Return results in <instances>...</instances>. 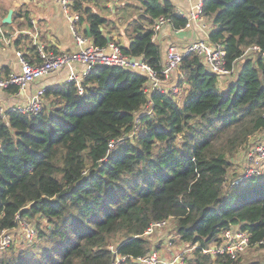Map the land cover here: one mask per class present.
<instances>
[{
	"label": "trees",
	"instance_id": "1",
	"mask_svg": "<svg viewBox=\"0 0 264 264\" xmlns=\"http://www.w3.org/2000/svg\"><path fill=\"white\" fill-rule=\"evenodd\" d=\"M91 2L74 0L71 10L95 45L106 47L109 21ZM143 3L132 40L121 48L161 71L155 20L165 17L179 30L188 19L170 0ZM202 16L212 21L209 41L224 48L231 79L221 82L190 52L181 66L186 94L177 101L145 92L146 75L98 66L83 94L71 82L47 87L38 114L8 110L0 119V238L25 218L37 219L35 239L0 247V264H111L117 254L121 264H138L155 250L145 232L167 219L194 248L183 264H264L204 252L229 230L247 231L249 249L264 250V175L228 185L232 158L264 132V57L245 55L264 49V0H204ZM13 22L30 29V12L21 8ZM28 52L31 64L40 62L32 43Z\"/></svg>",
	"mask_w": 264,
	"mask_h": 264
},
{
	"label": "built area",
	"instance_id": "2",
	"mask_svg": "<svg viewBox=\"0 0 264 264\" xmlns=\"http://www.w3.org/2000/svg\"><path fill=\"white\" fill-rule=\"evenodd\" d=\"M55 1L59 3L67 15L70 16L71 32L78 48L77 51L73 53L55 54L47 52L43 46H40L38 49L40 62L36 65L31 64L26 59L23 52H17L20 70L19 72H11L7 76L0 75V91H8L10 88L15 87L17 91L14 95L19 96L22 92H25L32 83L57 71L63 70L65 67H69L70 73L68 74L67 83H75L78 93L83 94L85 91L83 81L95 67L113 66L126 68L133 72L146 75L149 79V83L145 88V92L147 93L159 91L160 93L177 95L182 93V89L185 90V88L180 85L182 77L181 66L184 56L190 52L198 53L203 58L208 68L221 80H228L234 72V70L228 69L226 66V52L224 48L213 44L209 41V39L199 40L192 43L186 47V49H181L173 43L169 44L166 52V60L161 71L153 69L143 58H133L125 54L121 46L115 43H108L106 47L89 45L87 38L78 31V22L80 18L77 13H74L71 10L74 0ZM203 3L204 0L197 1L191 15L188 17L186 27H189L191 22H195L197 19L203 17ZM168 24H170L169 19L159 17L155 20L153 25L154 33H159ZM250 53L261 54L264 57V49L259 46L250 47L246 50L245 55ZM73 63H82L86 66V68L84 71L79 72L73 67ZM175 77L177 81L173 80ZM44 92V88L37 90L35 94L28 99L26 105H16L9 109L0 103V119L5 118L8 110L25 115L38 114L43 108ZM152 106L153 103L150 102L147 106L148 109L146 107V111L152 110ZM110 147L113 148L114 144L111 143ZM247 152V160L250 167L242 175L243 180L241 178V182L243 183L247 180L249 181L250 179H253L254 177L264 175V143L258 144L256 148L249 149ZM239 181L240 180H238L237 183L234 181V185H240L238 184ZM170 225L176 227L173 219L154 222L145 232V236L151 237L155 231L162 230ZM34 232L36 231H32L33 234ZM221 238H223L221 245L218 244L216 246H212L205 249L204 252L211 254L213 257L216 255H227L231 259L237 260L249 249L250 236L247 231L229 230L224 232ZM111 248L116 253L117 248L114 246H111ZM183 258L184 256L180 257L177 255V257L172 258V261H163L159 256L158 250H154L148 256L137 259L136 262L138 264H183ZM123 261H125V257L117 254L111 264H121Z\"/></svg>",
	"mask_w": 264,
	"mask_h": 264
},
{
	"label": "crops",
	"instance_id": "3",
	"mask_svg": "<svg viewBox=\"0 0 264 264\" xmlns=\"http://www.w3.org/2000/svg\"><path fill=\"white\" fill-rule=\"evenodd\" d=\"M131 1L133 0H92L90 4H87L93 8L94 12L109 21V24L103 29L108 43H115L124 47L130 44L132 40L131 23L142 12L144 4V0H136L137 5L136 3L132 4ZM170 1L175 7V11L183 18L188 19L198 0ZM128 5H133L131 7L133 12L130 8H127ZM21 8L30 12L32 23L30 29L26 27L17 29V23L13 22L16 12ZM119 9H127L128 11L120 21L114 16ZM11 10L13 11L12 22L4 23L5 18ZM106 11H111V14H108ZM18 21H23V18ZM211 22L210 19L201 17L195 22H191L189 27L179 30L175 29L173 24L170 23L159 33L155 34L154 42L159 44L163 50V64L166 60L169 44L173 43L181 49H186L192 43L209 39L212 31ZM88 28L87 24H78V31L87 38L88 44L95 45L91 36H88L90 33V28L89 32ZM85 31L87 35H85ZM21 35H29L31 40L24 41L20 39ZM29 43L36 46V49L43 46L47 52L55 54L73 53L78 49L71 32L70 16L67 15L63 7L55 0H15L14 6L11 4L9 8L2 7V0H0V75L7 76L11 72H19L20 65L17 52L29 55ZM73 67L79 72L84 71L86 68L82 63H73ZM69 73L70 68L65 67L63 70L32 83L19 96L10 94L9 90L0 91V103L9 109L16 105H26L28 99L37 90L67 83Z\"/></svg>",
	"mask_w": 264,
	"mask_h": 264
},
{
	"label": "rangeland",
	"instance_id": "4",
	"mask_svg": "<svg viewBox=\"0 0 264 264\" xmlns=\"http://www.w3.org/2000/svg\"><path fill=\"white\" fill-rule=\"evenodd\" d=\"M14 2L15 0H2V7L9 8L11 4L14 6ZM131 2L132 4L136 3L137 5L136 0H133ZM131 7H133V5L127 6V8H130L133 12V9ZM106 12H108V14H111V11ZM126 13H128L127 9H119L117 14H114V16L117 20L120 21L123 19ZM173 80L177 81L176 77ZM223 81L226 80H221V82ZM185 94L186 90L182 89V93L174 95L176 96V100L180 101L184 99ZM260 143H264V132L252 139L249 149L256 148ZM249 149H247V151ZM247 151L246 148H244L234 158H232L231 167L228 173V185L234 184V181H236L237 183L238 180H240L238 183L240 185H243L248 182V180L245 183L241 182L243 180L242 175L250 167V164L247 160ZM36 222L37 219L25 218L17 229L2 235V237L0 238V247L2 248L12 245H15L17 247L20 243H27L30 242V240H34L35 232L33 234L32 231H35ZM170 226L162 230L155 231V233L148 238L151 247L155 248V250H158L159 256L163 261H172V258L177 257V255H179L180 257L184 256V258L190 257L191 253L194 251V248L188 246L187 244H185V242H182L179 238H177L175 234V227L173 225ZM119 235V237L117 236V238H115V240L113 241L115 244L112 245H116V242L122 240L121 233ZM245 255L249 256L253 260H264V250L249 249L245 253Z\"/></svg>",
	"mask_w": 264,
	"mask_h": 264
},
{
	"label": "water",
	"instance_id": "5",
	"mask_svg": "<svg viewBox=\"0 0 264 264\" xmlns=\"http://www.w3.org/2000/svg\"><path fill=\"white\" fill-rule=\"evenodd\" d=\"M12 16H13V11L11 10L8 14V16L5 18L4 23H11L12 22ZM88 32H89V28H88ZM88 36L90 37V33L88 34Z\"/></svg>",
	"mask_w": 264,
	"mask_h": 264
}]
</instances>
